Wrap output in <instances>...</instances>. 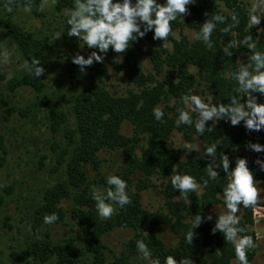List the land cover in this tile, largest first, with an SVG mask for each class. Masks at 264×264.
Instances as JSON below:
<instances>
[{
  "label": "trees",
  "instance_id": "obj_1",
  "mask_svg": "<svg viewBox=\"0 0 264 264\" xmlns=\"http://www.w3.org/2000/svg\"><path fill=\"white\" fill-rule=\"evenodd\" d=\"M9 0H0V4ZM43 0H11L13 9L27 7L32 13L38 14ZM162 3L163 0H158ZM74 0H56V9L64 7L71 9ZM187 13L170 22L171 31L163 40H153L149 31L143 38L130 42V46L123 53L108 52L103 62L96 63V72L101 78L109 77L106 68L108 62L114 73H122L127 84L136 87L125 93L115 94L103 84H94L87 91L79 92L70 112L74 123L69 121L67 112L60 108L49 111L50 129H62L65 141L58 147V164L64 162V178L57 181L43 193V203L34 210L32 225L39 227L43 223V216L55 213L57 220L63 222L64 211L58 206L62 198H71L72 205L69 217L76 222L82 234L83 245L89 254L88 264H128L129 257L139 253L136 241L142 240L151 252L149 261L159 258L161 264L166 256L174 259L188 257L192 264H235L234 246L224 240L222 233L210 232V221L201 223L193 229V239L190 244L185 241V233L191 225V219L197 213H207V208L223 203L220 194L226 183L223 170H218L216 180H209L207 185L201 181L208 179L206 164L208 158H201L194 151H187L170 145L173 131H177L184 142L196 144L203 148L215 141L217 158L224 153L229 158V168L234 165L238 157L246 158L245 128L243 123L232 126L226 119L212 124L206 122V128L211 125V131L202 135L195 133L193 125L180 124L174 121L178 115L177 109L184 108L182 97L191 94L196 88L204 93L205 103H228V95H238L233 90L238 87L229 73L238 68V57L248 58L253 51H262L260 44L255 49H247L239 45L245 36L236 27L228 33L220 31L225 24L231 23V0H196L187 6ZM221 14L225 17L224 23H217L210 37L212 47L209 48L201 41L192 39V34L199 30L200 24L211 15ZM5 25L14 35L22 55L28 65L38 59L45 69V50L49 47L44 39L33 36L7 19ZM67 24L65 30H67ZM68 38L71 36L67 35ZM228 41L236 42L237 46L231 50L230 56H225L222 49ZM147 45L146 47H144ZM147 54L150 69L144 70L141 58ZM72 54V56H74ZM66 57L65 65L71 78L75 79L76 65L71 57ZM120 61L116 62V57ZM102 80V79H101ZM23 81L35 89L40 88L39 77L31 72ZM241 101V94H240ZM160 107L164 116L156 121L152 109ZM195 119V114H192ZM124 120L132 124L131 135L119 132ZM63 123H65L63 125ZM140 142H144V145ZM101 149L118 151L125 159L126 171L118 173L121 179L128 183L131 175L140 174L136 191H128L130 203L124 207H116L114 213L107 219L101 218L95 209V201L90 196V186L86 177V165L95 169L99 161L97 152ZM139 150V153L138 151ZM248 167V164H247ZM189 174L201 187L198 193H188L189 203L186 205L179 197V190L173 189L170 183L172 174ZM161 178L163 205L150 211L141 204L140 191L147 188L146 179L150 175ZM110 187V186H109ZM135 188V187H134ZM239 226L244 229L240 235H249L253 238L255 247L246 253L248 264H252L257 252V242L253 229L252 206L240 207ZM183 213L185 216L183 217ZM187 215V217H186ZM159 225H166L178 238L175 247L166 246L154 233ZM115 227H132L135 237L128 241L122 253L111 261L105 258V246L101 240L103 234ZM52 256L58 261H67L75 264L63 244L52 242L45 238L33 241L25 250L15 253L13 260L28 262L29 257L47 262Z\"/></svg>",
  "mask_w": 264,
  "mask_h": 264
},
{
  "label": "rangeland",
  "instance_id": "obj_2",
  "mask_svg": "<svg viewBox=\"0 0 264 264\" xmlns=\"http://www.w3.org/2000/svg\"><path fill=\"white\" fill-rule=\"evenodd\" d=\"M262 3L264 0H231V13L235 12L239 18V23L235 27L250 35L253 42L260 44L264 51V15L261 16L259 24L249 30L247 28L250 10L254 5L258 11L261 10ZM25 8L13 9L11 0L0 4V264H70L67 261H58L55 256L44 263L33 257H29L28 262L13 260L15 253L25 250L33 241L45 236H49L52 242L63 244L76 260L75 264H88L89 254L84 248L82 234L76 222L69 217L71 198H62L58 204L65 213L63 222L42 223L39 227L32 225L34 210L43 203V193L57 181L63 180L65 175L64 162L58 164L57 161L59 151L57 146L63 145L65 138L62 129L59 131L50 129L49 111L52 108L63 109L67 116L69 115V121L74 123L70 109L79 92L87 91L96 83L103 84L115 94L135 90L136 87L127 84L122 73L115 74L108 62H105L110 75L107 78H101L97 74L95 61L86 68L85 73H81L76 67L75 79L71 78L65 65L66 57L74 53L88 55L91 51L98 50L81 45L74 36L67 37L65 27L70 9L64 7L58 11L56 0H43L38 14L30 10L25 11ZM7 19L24 31L48 42L49 47L44 53L47 65L39 77L41 83L39 89L23 81L30 73L26 67L28 63L14 35L5 25ZM57 34L58 36L54 38ZM189 35L192 33L189 32ZM110 51L111 48L108 52ZM108 52L104 53L103 61ZM141 63L144 70L150 69L147 54L142 55ZM247 63L248 58L241 55L238 57V67ZM191 94L198 95L204 101V93L200 88H196ZM254 95L258 103H264V96L259 93ZM243 100L244 96L241 93V103ZM119 132L131 135L130 121L124 120ZM249 141L264 144V129L261 131L245 129L246 160L254 180L257 181L258 191L257 201L252 205L254 221L250 226L257 239V252L252 264H264V171L259 170L253 163L256 157L264 159V152L256 153L247 149L246 144ZM140 143L144 145V142ZM169 143L173 147L182 148L185 142L174 130ZM137 151L139 153V150ZM97 158L99 164L96 169L86 165V177L90 188L96 186L104 191L109 187L106 184L107 176L126 171V162L118 151L107 149L99 150ZM139 176L138 172L131 175V183L126 182V192L136 191L135 184H138ZM146 184L147 188L140 191L142 206L150 211L162 207L161 178L155 174L150 175L146 179ZM196 191L198 193L201 191L200 185ZM113 208L115 211L114 204ZM214 211L218 214L222 212L223 203L207 208V213L213 215L211 223H214ZM240 214L238 210L237 216ZM154 233L166 246H177L178 238L170 227L159 225ZM134 237L135 230L132 227H115L103 234L101 240L105 246L106 260L111 261L119 256L128 241ZM128 260V264H150L149 258L141 256L140 253L129 257ZM232 264H235V260Z\"/></svg>",
  "mask_w": 264,
  "mask_h": 264
},
{
  "label": "clouds",
  "instance_id": "obj_3",
  "mask_svg": "<svg viewBox=\"0 0 264 264\" xmlns=\"http://www.w3.org/2000/svg\"><path fill=\"white\" fill-rule=\"evenodd\" d=\"M196 0H74V6L68 12L67 35L78 38L81 45H86L91 51L88 55L75 54L71 61L78 67L81 73H85L87 67L93 62H103L104 53L111 50L115 53H123L137 38H143L151 31L152 39L163 40L168 37L171 27L170 22L180 18L181 14H186L188 5H192ZM257 10L253 6L247 19L248 30L259 24L260 18L264 15V3ZM25 11H29L26 7ZM225 17L219 13L208 16L199 26V30L192 34V39L201 41L205 46L211 48L210 39L217 23H224ZM239 23L238 15L231 14V23L225 24L220 29L223 33H228ZM58 34L54 37L56 38ZM53 38V39H54ZM239 45L247 49H255V44L251 42V36L247 35L240 40ZM236 42L228 41L222 51L225 56H230L231 50L236 47ZM6 58V57H5ZM249 63L241 64L235 71L229 73L238 87L233 91L238 95H228V103H205L198 95L187 94L181 99L184 108L177 109V117L174 123L179 126L193 125L195 133L202 135L206 131H211V125L206 128V122L215 123L218 120L226 119L232 126L243 123L248 131H261L264 129V103H258L254 93L264 96V51H253L248 57ZM120 57H116V62ZM34 77H40L44 73V68L33 60L31 65L26 66ZM243 94V103L240 101V94ZM192 114H195L193 119ZM153 118L161 121L164 112L160 107L152 109ZM215 141L206 145L203 150L196 144L185 142L183 149L194 151L201 158L207 157L206 172L208 179L201 181L202 185H207L209 180H216L218 170H223L226 176V183L222 188L223 211L219 214L215 212L214 223L210 227V232L222 233L227 242L234 246L235 258L238 264H248L246 253L255 247L253 238L249 235H240L244 229L239 226L240 221L237 216L240 207L248 208L257 201V181L253 178L252 171L247 167L246 158L238 157L234 165L229 168V158L224 153H220L217 158V145ZM247 149L261 153L264 152V144L247 142ZM253 163L264 171V159L256 157ZM170 183L173 189L179 190V197L187 205L189 203L188 193L194 192L198 185L196 180L189 174H172ZM106 184L110 187L101 191L96 186H91L90 196L95 201L97 214L104 219L109 218L114 211L113 204L124 207L130 203L126 192V181L117 175H108ZM57 220V215L51 213L43 216L44 224H52ZM213 220L211 213L203 215L197 213L191 219V225L185 233V241L190 244L194 233L193 229L203 222ZM136 248L141 256L151 257V252L142 240L136 241ZM150 264H161L159 258L150 260ZM163 264H192L188 257L175 260L173 256H166Z\"/></svg>",
  "mask_w": 264,
  "mask_h": 264
}]
</instances>
